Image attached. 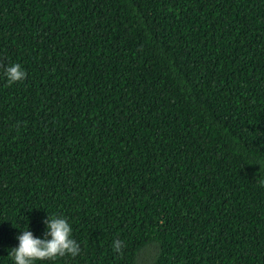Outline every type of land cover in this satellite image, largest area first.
<instances>
[{
	"label": "trees",
	"instance_id": "trees-1",
	"mask_svg": "<svg viewBox=\"0 0 264 264\" xmlns=\"http://www.w3.org/2000/svg\"><path fill=\"white\" fill-rule=\"evenodd\" d=\"M48 215L35 264H264V0H0V264Z\"/></svg>",
	"mask_w": 264,
	"mask_h": 264
},
{
	"label": "clouds",
	"instance_id": "clouds-1",
	"mask_svg": "<svg viewBox=\"0 0 264 264\" xmlns=\"http://www.w3.org/2000/svg\"><path fill=\"white\" fill-rule=\"evenodd\" d=\"M6 76L8 82L13 84L25 79L26 73L19 64H13L6 69ZM44 224L47 230L43 239L35 238L28 229L22 231V234L17 237L18 248H13L9 252V257L14 260V264H35L36 261L53 260L66 254L72 256L79 254L80 247L71 238L72 228L67 219L48 215ZM122 248V241L113 242V251L119 253Z\"/></svg>",
	"mask_w": 264,
	"mask_h": 264
}]
</instances>
